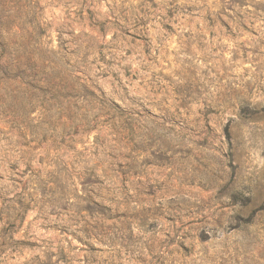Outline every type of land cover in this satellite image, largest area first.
<instances>
[{
    "label": "rangeland",
    "instance_id": "1",
    "mask_svg": "<svg viewBox=\"0 0 264 264\" xmlns=\"http://www.w3.org/2000/svg\"><path fill=\"white\" fill-rule=\"evenodd\" d=\"M4 42L0 264H264V0H0Z\"/></svg>",
    "mask_w": 264,
    "mask_h": 264
},
{
    "label": "trees",
    "instance_id": "2",
    "mask_svg": "<svg viewBox=\"0 0 264 264\" xmlns=\"http://www.w3.org/2000/svg\"><path fill=\"white\" fill-rule=\"evenodd\" d=\"M0 49H2V50H0V64H2V68H4V69H8V61H6V62H4L6 59L7 60H10L11 59V57H12V55L14 54V48L13 47H11L10 46V44H9V42L8 43H6V42H4V43H2L1 44V47H0ZM6 56H9L8 58L6 57ZM17 60L18 59H16V62H17ZM16 65H17V69L19 68L18 67V64L16 63ZM1 135H4V136H6V135H8V134H5L4 133V131H1L0 130V136Z\"/></svg>",
    "mask_w": 264,
    "mask_h": 264
}]
</instances>
